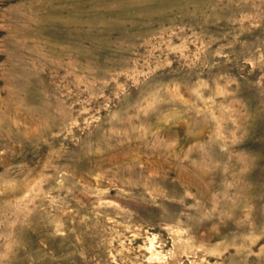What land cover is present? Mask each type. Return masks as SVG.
<instances>
[{
  "label": "rangeland",
  "instance_id": "obj_1",
  "mask_svg": "<svg viewBox=\"0 0 264 264\" xmlns=\"http://www.w3.org/2000/svg\"><path fill=\"white\" fill-rule=\"evenodd\" d=\"M0 264H264V0H0Z\"/></svg>",
  "mask_w": 264,
  "mask_h": 264
}]
</instances>
